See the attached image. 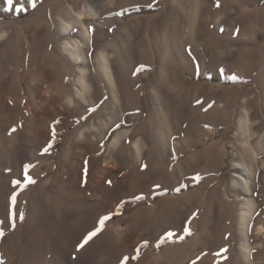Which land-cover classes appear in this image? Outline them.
Instances as JSON below:
<instances>
[{
  "label": "rangeland",
  "instance_id": "374dc122",
  "mask_svg": "<svg viewBox=\"0 0 264 264\" xmlns=\"http://www.w3.org/2000/svg\"><path fill=\"white\" fill-rule=\"evenodd\" d=\"M32 3L0 0V264H264V0Z\"/></svg>",
  "mask_w": 264,
  "mask_h": 264
},
{
  "label": "snow or ice",
  "instance_id": "6c2138e0",
  "mask_svg": "<svg viewBox=\"0 0 264 264\" xmlns=\"http://www.w3.org/2000/svg\"><path fill=\"white\" fill-rule=\"evenodd\" d=\"M5 4L7 5L6 7V11H10L12 10L13 4H14V0H4ZM29 4L34 7L35 5L32 3V0H29ZM25 10V7L23 4H17L15 7V11L17 12H23ZM91 31V29H89ZM86 119V118H85ZM16 129L13 128L10 130V132H15ZM53 138L55 137V132L53 131L52 133ZM52 142L49 141L46 146H44L41 149V155L47 154L49 153L50 149L52 148ZM33 166L31 164H25L23 166V173H22V177L12 180V185L13 188L16 189H20V191L22 192L25 188L33 185L36 183V181L32 178V176L29 173V169L32 168ZM109 184H111V181H108ZM19 193L15 190H13L10 198H9V207H8V221L11 223L12 227H15V206H16V202H17V197H18ZM134 199L140 200L143 199V196H136L134 197ZM119 207V205H118ZM19 219L21 221H23L25 219V214L21 211L19 213ZM111 219L110 215H102L101 217H99L98 221L96 222L94 228L90 231H87L86 234L83 235L82 239L78 242V244L76 245V250L77 252H79L80 250L84 249L90 241H92L97 235L98 233H100L103 229V226L105 225V223L107 221H109ZM184 231L187 232L188 229L185 226ZM0 235H2V232H0ZM174 233L169 232L167 234V237H171L173 236ZM165 237V238H167ZM123 264V262H122Z\"/></svg>",
  "mask_w": 264,
  "mask_h": 264
},
{
  "label": "bare ground",
  "instance_id": "6f19581e",
  "mask_svg": "<svg viewBox=\"0 0 264 264\" xmlns=\"http://www.w3.org/2000/svg\"><path fill=\"white\" fill-rule=\"evenodd\" d=\"M81 14L83 15V12H81ZM84 29H85V35H84V37H85V41H86V38L90 35V32H89V29L87 28V27H84ZM74 42H75V46H73V44L70 42V41H67V50H68V52H69V54L73 57V59L76 61V60H84L85 58L83 57V50H82V48L81 47H79L78 46V44H77V42L74 40ZM122 52H123V50L122 49H120L117 53H116V56L118 55L119 56V58H121V56H122ZM99 64H100V66H101V70H103V74H104V76H106V80L109 82V85H110V88H111V86H113L114 87V80H113V74H112V71H111V68H110V64H109V58L107 57V55L105 54V53H101V54H99ZM82 71V70H81ZM77 81L79 82V84L80 85H78V87H75V91H74V95L75 96H77V97H79V98H81L82 100L83 99H86V97H85V90H86V88H87V83H86V80H85V77H84V73H82L80 76H77ZM116 87H114V89H115ZM114 91V90H113ZM264 92V91H263ZM114 94V93H113ZM262 95L264 96V94L262 93ZM114 96H115V94H114ZM70 97H71V95H70ZM70 97H68V98H70ZM255 97V96H254ZM258 100V99H257ZM69 101H70V99H69ZM72 101V100H71ZM70 101V102H71ZM249 104H254L255 103V100L254 99H250V100H248L247 101ZM73 103V102H72ZM247 120H249V118H248V115L246 116V118H245V121L247 122ZM251 120V119H250ZM247 132H248V134H246V135H248V137H249V135L251 136V135H253V133L255 132V128L256 127H258L259 125L258 124H253V122L251 123V122H249L247 125ZM244 128V127H243ZM245 131V130H244ZM144 133V132H143ZM255 134V133H254ZM120 137H121V135H120ZM246 137V136H245ZM142 138V137H141ZM247 139V138H246ZM116 140H118L117 139V137L116 138H114L113 139V142L111 143V146H112V144H116ZM251 140V139H250ZM247 142H248V140H247ZM249 143H251V141L249 142ZM259 146V151H262L263 150V147L262 146H260V144H258ZM114 146V145H113ZM249 149H251L250 147H249ZM250 153V152H249ZM249 153H247V154H249ZM249 156H250V159H253V157H252V155L251 154H249ZM255 171V169L253 170V172ZM245 186H244V184L242 185V183H241V186L242 187H245V190H246V193H249L252 189H251V187L248 185V181H247V179H245ZM239 190V189H238ZM252 203V202H251ZM251 203H249V211H248V216L245 214V212L242 214V219H243V222H244V224L247 226V224L245 223L246 221V219H249L248 217L249 216H251V214H252V212H253V210H254V205H253V203L251 204ZM248 204V203H247ZM247 217V218H246ZM242 222V221H241ZM240 222V223H241ZM216 224V223H215ZM242 225H243V223H242ZM245 225H243V226H245ZM246 226H245V228H246ZM219 228V227H218ZM243 228V227H242ZM245 228H243V229H245ZM258 230L259 231H261V232H264V225L263 224H260L258 227ZM212 230H214V229H212ZM216 230H218V229H216ZM211 231V230H210ZM220 231V230H219ZM245 231V230H244ZM211 233V232H210ZM213 234V233H212ZM215 234H216V232H215ZM219 234V233H218ZM244 235V234H243ZM213 236V235H212ZM217 236V235H216ZM200 237H201V235H200ZM214 237V236H213ZM245 239V238H244ZM248 247L249 246H245V250H246V253H247V255L249 254L248 252H249V249H248ZM249 256V255H248Z\"/></svg>",
  "mask_w": 264,
  "mask_h": 264
}]
</instances>
